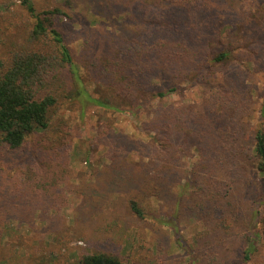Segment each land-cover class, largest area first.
Masks as SVG:
<instances>
[{
	"label": "rangeland",
	"instance_id": "obj_1",
	"mask_svg": "<svg viewBox=\"0 0 264 264\" xmlns=\"http://www.w3.org/2000/svg\"><path fill=\"white\" fill-rule=\"evenodd\" d=\"M30 1L47 28L61 34L79 82L65 64L40 86L59 99L49 127L34 135L52 144L45 163L21 172L0 153V264H77L88 251L131 264H242L251 227L258 234L248 264H264V180L250 159L253 127L261 121L264 127V51L250 60L233 43L229 60L211 62L217 78L242 69L240 142L248 145V158L236 184L227 171L200 168V142L192 134L163 124L165 111L180 124L174 109L204 110L212 101L209 88L185 79L162 97L140 88L133 96L111 80L117 46L137 42L143 28L133 0ZM225 1L237 11L264 12L255 9L262 0ZM34 23L21 0H0V71L22 49L54 52L49 34L30 39ZM227 31L228 40H241ZM155 76L156 90L173 82L167 71ZM80 90L112 106L77 95Z\"/></svg>",
	"mask_w": 264,
	"mask_h": 264
},
{
	"label": "trees",
	"instance_id": "obj_2",
	"mask_svg": "<svg viewBox=\"0 0 264 264\" xmlns=\"http://www.w3.org/2000/svg\"><path fill=\"white\" fill-rule=\"evenodd\" d=\"M133 1L143 28L137 42L127 41L117 46L119 51L115 56L113 75L109 73L111 80L116 87L119 86L118 89H126L133 96H137L140 88L141 92L162 97L179 91V81L185 79L186 82L209 88L212 101L205 103L204 110L174 109L180 124L176 122L173 112L165 111L163 124L169 129L177 127L182 134H192L194 140L200 142V168L218 173L227 171L226 174L233 180L237 176L242 178L238 170L245 167L244 158H248L244 154L248 151V145L240 142L245 131L240 118L244 104L241 95L245 93L239 80L242 69L236 70L234 75L224 73L217 78L210 67L211 62H226L232 57L233 43H238L237 49L250 60L261 58L264 51V12L237 11L229 7L225 0ZM21 2L35 17L30 39L49 34L55 44L54 52L49 55L22 49L14 53L7 67L0 71V153L3 151L8 155L11 158L9 165L22 172L29 171L37 162L45 163L43 155L48 150L50 152L52 145L47 144L49 139H34L35 134L43 133L49 127L59 101L56 95L41 92L40 86L46 83L49 75L56 77L59 68L65 64L71 69L76 82H79V78L59 31L47 28L30 0ZM261 8H264V0L255 9ZM229 29L236 36H241V40H228L225 34L229 33ZM216 45H226V48L215 50ZM161 70L171 73L173 82L156 90L155 75L157 71L160 74ZM188 73L192 75L187 77ZM139 84L141 87H138ZM82 93L85 98L103 106H112L107 101L94 100L83 90L78 91L77 95ZM156 123L160 125V117ZM261 123L252 130L250 159L253 160L254 170L264 180V127ZM164 126L161 127L166 133ZM213 181L218 184L217 180ZM241 182L237 180L236 184ZM261 200L258 195L253 200L254 207ZM130 207L134 213L142 214L136 201L131 200ZM253 214L257 215L256 208ZM257 234L255 227L249 228V233L245 234L242 264H248L254 247L253 239ZM42 264L58 263L49 260ZM77 264L131 263L109 252L88 251L81 255Z\"/></svg>",
	"mask_w": 264,
	"mask_h": 264
}]
</instances>
